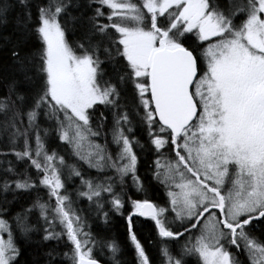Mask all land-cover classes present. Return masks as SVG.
Instances as JSON below:
<instances>
[{
	"label": "snow or ice",
	"instance_id": "6c2138e0",
	"mask_svg": "<svg viewBox=\"0 0 264 264\" xmlns=\"http://www.w3.org/2000/svg\"><path fill=\"white\" fill-rule=\"evenodd\" d=\"M10 10L20 79L0 97V264H21L20 239L39 249L33 264H104L97 248L121 264L92 223L107 228L126 204L135 264L154 262L133 217L153 222L159 264H243L241 252L264 264V0H15L0 3V18ZM137 147L155 156L162 204L139 175ZM20 199L31 204L12 215Z\"/></svg>",
	"mask_w": 264,
	"mask_h": 264
},
{
	"label": "trees",
	"instance_id": "16d2710c",
	"mask_svg": "<svg viewBox=\"0 0 264 264\" xmlns=\"http://www.w3.org/2000/svg\"><path fill=\"white\" fill-rule=\"evenodd\" d=\"M15 0H0V3H14ZM74 3L79 2L81 4L85 3L86 0H73ZM72 15H79L80 12L76 8H72L71 10ZM16 14L17 10H10L6 16V18H0V97H3L7 93L6 84L10 82L13 78L20 79L19 75L16 73L14 66L11 63V60L8 56V50L11 47V43L15 40H17L19 33L16 31ZM77 36H79L78 31H74L71 27L68 30L67 38L71 42L73 39H75ZM5 37L8 38V40H5ZM39 46V42L36 40H31L27 43L25 46V51L32 53L35 52L36 49ZM110 70V69H109ZM19 90L21 92L24 91V86L20 85ZM26 111V109H25ZM5 120V114L4 112H0V150H4L3 146L7 142V135L3 132V122ZM39 123L41 128L47 126V121L44 120L43 116L39 118ZM54 123V122H53ZM111 123V117L109 116L107 125L110 126ZM25 126L27 125V120L25 118L24 120ZM93 126L95 127L96 124L94 122ZM141 132V133H140ZM138 138L141 144H144L147 140L146 134L141 130V127H139L138 131ZM55 136V132H52L47 139V146L50 148L55 147L56 144L59 143L58 140H53L52 137ZM100 138H96L99 143H104V140H99ZM108 140H111V137H108ZM23 139H20V145L22 146ZM115 147L114 145L109 144V150L114 151L111 149ZM66 147V146H65ZM111 147V148H110ZM136 151L139 153V163H138V170L139 175L141 179H143L144 183H148L149 194L152 196L153 194L159 198V202L157 199L152 198L155 203L162 204L164 201H166L167 197L165 195V190L162 185L157 184L152 179V173H151V167L152 162L155 159V156L152 152L147 151V149L142 150L140 147H137ZM14 160L15 158L12 157ZM70 161H75V157H70ZM91 172L92 175H95L94 170H88ZM78 183V181H77ZM130 185V181H129ZM68 189L70 192L73 193V199L75 200V193L73 191V185L71 183L68 184ZM130 195L136 196L134 189H130L129 192ZM9 199H11V194H8ZM44 199H47L45 196ZM156 200V201H155ZM31 204V201L28 199H20L17 202H14L12 205V215H15L16 212L23 211L24 208L29 207ZM87 201H83L82 205L78 206H86ZM131 209L130 204H126V207L123 209L124 216L128 214V212ZM111 220L107 228H104L103 226H100V228H97L96 223H92V231L94 234L99 233L101 236L106 237L107 239L114 241L116 245L119 248V252L117 253V259L121 262V264H135V252L134 248L132 247L129 238H128V230H127V222L124 219V216L116 215L115 213H111ZM38 218V213H34L32 217L29 220V223L34 225L36 220ZM8 219L11 221V217H8ZM94 217H92V221H94ZM133 220L135 221V233L137 235L138 240L144 245V247L147 250L148 255L153 260L154 264H159L160 255L158 250V237L155 233V227L151 220L148 219H142L140 217H133ZM90 221V222H92ZM14 223V221H12ZM259 229V228H258ZM256 228L253 229V233H256ZM261 234V229H260ZM31 236L34 238L36 237V233H31ZM99 238V236H98ZM156 240L157 244H149V240ZM19 245L23 250V255L20 258L21 264H33V261L37 259V257L40 255L39 249L35 246L33 242L24 241L23 239H20ZM54 243V242H53ZM63 248V246H61ZM235 251V249H233ZM243 253H238L237 255H242ZM95 255L104 262V264H112V261L109 260L107 257L111 255L108 253L107 248H104L103 254L101 253L100 249L97 248ZM243 264H247V262H243Z\"/></svg>",
	"mask_w": 264,
	"mask_h": 264
},
{
	"label": "rangeland",
	"instance_id": "374dc122",
	"mask_svg": "<svg viewBox=\"0 0 264 264\" xmlns=\"http://www.w3.org/2000/svg\"><path fill=\"white\" fill-rule=\"evenodd\" d=\"M139 127H140V125H139V123L137 122V124H136V126H135V130H134V135H135V138L136 139H138L139 140V138H138V133H137V131H138V129H139ZM141 133V132H140ZM93 139H96V138H93ZM99 140H104L103 139V137H100V139ZM98 142V141H97ZM111 148V147H110ZM111 149H115V147H113L112 146V148ZM136 149H138V148H136ZM143 180V179H142ZM130 184H131V181H130ZM145 184V186H146V188H147V190H150L148 187V183H144ZM163 186V185H162ZM164 188V187H163ZM149 192V191H148ZM135 195H138L137 193H135ZM148 195H149V197L151 198V197H153V198H155V199H157V201L159 202L160 200H159V198L156 196V194L154 195H150L149 193H148ZM152 199V198H151ZM154 201V200H153ZM156 201V200H155ZM256 230H257V232L256 233H254L255 235H257L258 237H260L261 236V234H260V229H258V228H256ZM5 238H6V234H5ZM262 238H264V237H262ZM173 252H174V254H175V249L173 248ZM238 258H239V260L240 261H242V262H247V264H248V260H247V257H246V255L243 253L242 255H238ZM185 260L187 261V264H196V258L195 257H191V256H189V257H185Z\"/></svg>",
	"mask_w": 264,
	"mask_h": 264
},
{
	"label": "water",
	"instance_id": "95a60500",
	"mask_svg": "<svg viewBox=\"0 0 264 264\" xmlns=\"http://www.w3.org/2000/svg\"><path fill=\"white\" fill-rule=\"evenodd\" d=\"M140 218L145 219V218H143V217H140Z\"/></svg>",
	"mask_w": 264,
	"mask_h": 264
}]
</instances>
